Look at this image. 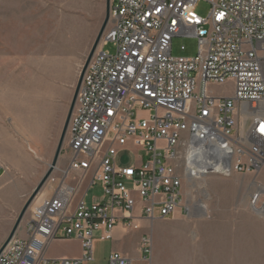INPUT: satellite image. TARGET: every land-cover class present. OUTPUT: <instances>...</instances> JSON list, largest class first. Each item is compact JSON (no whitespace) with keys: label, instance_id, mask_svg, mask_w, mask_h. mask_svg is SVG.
I'll return each instance as SVG.
<instances>
[{"label":"built area","instance_id":"obj_1","mask_svg":"<svg viewBox=\"0 0 264 264\" xmlns=\"http://www.w3.org/2000/svg\"><path fill=\"white\" fill-rule=\"evenodd\" d=\"M198 1L111 0L70 116L67 165L48 178L49 196L35 198L0 264H85L96 232L108 240L118 225L135 231L141 220L173 218L185 205V184L200 175L190 165L197 154L207 163L202 176L264 167V0H206L205 18ZM177 37L196 39V55L172 56ZM109 42L113 55L104 51ZM84 183L99 184L102 197L90 204L81 197L71 209ZM259 198L252 195V207ZM55 239L78 240L82 255L47 258ZM150 242L141 237L146 256ZM108 264L131 262L113 252Z\"/></svg>","mask_w":264,"mask_h":264},{"label":"rangeland","instance_id":"obj_2","mask_svg":"<svg viewBox=\"0 0 264 264\" xmlns=\"http://www.w3.org/2000/svg\"><path fill=\"white\" fill-rule=\"evenodd\" d=\"M105 2L0 0V120L8 122L10 136L23 144L27 152L31 153V148L34 157L47 158L48 166L80 71L104 21ZM210 9L209 2L199 0L195 11L205 18ZM181 46L185 52H181ZM115 50L111 42L104 47L111 55ZM196 53V39L172 40V56L193 57ZM212 90L231 95L220 87ZM68 157L65 139L57 169L66 167ZM119 159L122 165L131 163L127 153ZM0 165L3 172L7 170L1 162ZM255 184L263 192L254 189ZM43 189L47 194L46 188ZM257 192L260 198L252 207L251 197ZM102 194L96 184L84 200L90 204ZM184 196L186 202L180 218L142 221L139 230L131 231L151 240V255L143 253V260L135 264H154L155 260L158 264H179V257L180 264H264V167L253 174L193 178L185 184ZM194 205H201L203 212L194 210ZM20 211L14 215V222ZM29 218L28 210L22 225ZM100 237V232L94 234L93 249L107 256L114 239L100 240ZM159 237L180 241L161 245ZM125 242L129 245L131 240L125 238ZM79 250L74 240L57 241L45 256Z\"/></svg>","mask_w":264,"mask_h":264},{"label":"crops","instance_id":"obj_3","mask_svg":"<svg viewBox=\"0 0 264 264\" xmlns=\"http://www.w3.org/2000/svg\"><path fill=\"white\" fill-rule=\"evenodd\" d=\"M29 149L31 150V153L25 150L23 144H21L10 136L8 122L0 120V162L7 168L6 171H2L0 173V247L6 240L14 224V215L21 210L25 200L29 197L33 189L37 186V184L47 171V158H36L34 157V151L31 148ZM91 189H88L87 185L84 183L79 188L74 203H71V209L74 207L76 201L81 197L85 198L86 194ZM48 193L49 192L47 190V194H45V196H49L50 193ZM101 197L102 195L99 198H93V201H91L90 203L100 200ZM177 218H180V212H177L174 217L170 220H176ZM142 221L143 220L139 221L140 228ZM141 237L142 234L133 233L131 231L125 230L122 226L118 225L112 230L111 238L108 239L110 241L114 239V242L107 256H104L100 253L98 254L97 251L93 249V261L87 262L85 264H97L100 262L108 264V256L113 252L119 253L122 256L126 257L131 262V264L138 263L139 261L143 260L144 256L141 250L139 249ZM125 238L129 241L131 240L129 244L130 246L126 244ZM72 240L77 242L80 246L78 240ZM178 240L180 241V239ZM178 240H167L163 239V237L158 238V242L161 245H168V243H172V241L174 242ZM57 241L69 242L71 240H52L47 244L45 253L46 251L50 250V246L52 245V243ZM81 255L82 251L80 247V250L77 253L63 251L58 254H51L50 257L47 258L75 259L79 258ZM164 260L167 261V259ZM177 260L180 264V257ZM154 264H158L156 260L154 261Z\"/></svg>","mask_w":264,"mask_h":264},{"label":"water","instance_id":"obj_4","mask_svg":"<svg viewBox=\"0 0 264 264\" xmlns=\"http://www.w3.org/2000/svg\"><path fill=\"white\" fill-rule=\"evenodd\" d=\"M110 3H111V0H106L105 2V17H104V21L101 25V28L94 40V43L88 53V56L85 60V63L80 71V74H79V77H78V80H77V84H76V87H75V90H74V93H73V97H72V100H71V103H70V106H69V109H68V112H67V115H66V118H65V122H64V125H63V129H62V132L60 134V137H59V140H58V143H57V146H56V149H55V152H54V156H53V159H52V162L51 164L48 166V169L47 171L45 172V174L43 175V177L41 178V180L39 181V183L37 184V186L33 189L32 193L29 195V197L26 199L18 217L16 218L6 240L4 241V243L1 245L0 247V252L5 248V246L10 242V240H12V238L15 236L17 230L19 229L20 225L22 224L23 222V219L25 217V215L27 214L31 204L33 203V201L35 200V198L37 197V195L40 193V191L42 190V188L44 187V185L46 184L48 178L54 173V171L57 169V164H58V160H59V157H60V154H61V151H62V148H63V145H64V141L66 139V135H67V128H68V124H69V120H70V116L72 114V111H73V108H74V105H75V102H76V98H77V94H78V91H79V88H80V85H81V81H82V77H83V74L86 70V67L88 65V63L90 62L92 56L94 55L95 51L97 50L99 44H100V41L102 39V37L104 36V33H105V30H106V27L108 26V23H109V11H110Z\"/></svg>","mask_w":264,"mask_h":264},{"label":"bare ground","instance_id":"obj_5","mask_svg":"<svg viewBox=\"0 0 264 264\" xmlns=\"http://www.w3.org/2000/svg\"><path fill=\"white\" fill-rule=\"evenodd\" d=\"M192 160L193 161L190 163L191 168H193L194 170L198 171V174H200L199 176H202V174H204L205 171H206V164H207L206 161L201 159V157L198 156V154L196 156H194ZM253 187L256 190H259L260 192H263L258 185L255 184V185H253ZM43 191H44V189L39 193V195H37V200H35L36 202L37 201L39 202L40 199H42L45 196ZM257 193L260 194L259 192H257ZM263 209H264V207H263ZM194 210H197L198 212H203L204 209H203V207L201 205H194Z\"/></svg>","mask_w":264,"mask_h":264},{"label":"snow or ice","instance_id":"obj_6","mask_svg":"<svg viewBox=\"0 0 264 264\" xmlns=\"http://www.w3.org/2000/svg\"><path fill=\"white\" fill-rule=\"evenodd\" d=\"M259 131L262 135H264V124L260 125Z\"/></svg>","mask_w":264,"mask_h":264}]
</instances>
